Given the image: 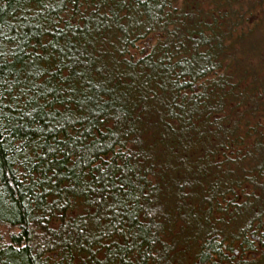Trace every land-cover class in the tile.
<instances>
[{
  "label": "trees",
  "instance_id": "16d2710c",
  "mask_svg": "<svg viewBox=\"0 0 264 264\" xmlns=\"http://www.w3.org/2000/svg\"><path fill=\"white\" fill-rule=\"evenodd\" d=\"M0 264H264V0H0Z\"/></svg>",
  "mask_w": 264,
  "mask_h": 264
},
{
  "label": "rangeland",
  "instance_id": "374dc122",
  "mask_svg": "<svg viewBox=\"0 0 264 264\" xmlns=\"http://www.w3.org/2000/svg\"><path fill=\"white\" fill-rule=\"evenodd\" d=\"M12 233L11 229L0 228V239L4 240L8 234Z\"/></svg>",
  "mask_w": 264,
  "mask_h": 264
}]
</instances>
